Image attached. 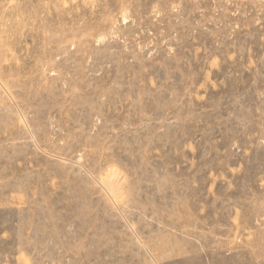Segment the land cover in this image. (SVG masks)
<instances>
[{"label": "rangeland", "instance_id": "1", "mask_svg": "<svg viewBox=\"0 0 264 264\" xmlns=\"http://www.w3.org/2000/svg\"><path fill=\"white\" fill-rule=\"evenodd\" d=\"M0 264H264V0H0Z\"/></svg>", "mask_w": 264, "mask_h": 264}]
</instances>
